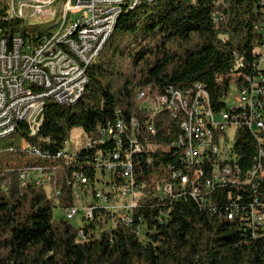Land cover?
Masks as SVG:
<instances>
[{
  "label": "trees",
  "instance_id": "1",
  "mask_svg": "<svg viewBox=\"0 0 264 264\" xmlns=\"http://www.w3.org/2000/svg\"><path fill=\"white\" fill-rule=\"evenodd\" d=\"M10 11V4L0 2V34L4 32L2 37L8 41L20 37L27 44H37L62 27L59 22L28 26L24 17L11 16ZM263 29L258 0H127L100 55L87 68L83 97L71 104L46 100L36 115L38 137L28 132L25 122H18L14 134L0 139V264H264V235L256 240L247 237L238 223L214 210L205 212L194 198L162 201L154 195L170 170L190 165L185 150L190 140L188 114L165 108L155 119L157 135L153 136L147 125L149 112L136 100L143 90L155 97L188 88L194 104L203 97L200 84H204L213 108L227 107L233 89L246 87L250 92L254 84L257 89L256 77L248 73L252 51L260 54L256 46L263 41ZM237 55L245 66L242 69ZM201 118L202 131L215 132V123ZM119 122L125 124L124 137H131L137 149L133 163L140 195L132 213L135 224L121 221L124 211L118 217L95 203L90 206L95 209L93 220L84 218L82 226H74L65 216L55 220V208L78 205L76 188L69 185L77 173L88 177L89 188L95 187L100 172L95 158L117 149ZM76 129L85 132L94 146L66 153ZM151 143L180 150L176 159L146 154ZM228 146L236 148L242 164L230 170L219 167V176L239 178L257 171L258 131H240L232 143L228 139ZM10 153L21 160L31 153L38 160L14 166L9 163ZM24 168L49 173L51 188L22 182ZM112 175L118 191L124 182ZM55 190L62 195L55 197ZM260 195H264V182ZM230 201H238L236 193ZM140 220L142 234L138 235ZM83 234L85 242L78 243Z\"/></svg>",
  "mask_w": 264,
  "mask_h": 264
},
{
  "label": "built area",
  "instance_id": "2",
  "mask_svg": "<svg viewBox=\"0 0 264 264\" xmlns=\"http://www.w3.org/2000/svg\"><path fill=\"white\" fill-rule=\"evenodd\" d=\"M111 1L68 0L65 25L62 29L71 28L75 22L83 19H91V22H94L92 34H98L99 39L101 11L111 8ZM20 3L19 11L12 7L11 16L24 17V8L30 3L21 0ZM53 3L54 0L31 3L33 15L46 13L47 18L52 19L53 10L47 12L45 9ZM258 6L264 17V1L258 0ZM2 34L4 32H1L0 36ZM53 41H57V34L52 38H41L37 44H27L20 37H15L13 43L0 44V139L14 134L19 129L17 120H25L28 132L33 137H38L35 135L37 95L50 94L51 98H62L66 89H74V96L83 97L81 82L87 76L88 66L93 62L92 53L96 42H89V34H85L77 40L68 41L67 48L53 49ZM80 45H87V52H80ZM256 47H260V54H253L252 51L253 63L248 74L257 79V95L249 96L246 87H243L235 97L238 102L235 108L229 110L227 106L216 111L208 99L204 84H200L203 86V97L195 99L194 104H186L188 88L177 89L178 98H183L185 102L189 128H192L193 157H190V165H179L177 170H170L169 176L162 181L154 194L162 201L165 198L199 200L205 212L214 210L218 214L227 215L232 222L241 226L244 235L253 240L264 235V195H260L264 182V38ZM43 48H50V55H43ZM82 54H89V62H82ZM72 59H79V65L83 68L79 81H68ZM36 61H43V68L34 69ZM236 61L238 69L245 67L238 55ZM22 84H42V91L22 93ZM141 95H148V92L140 91L137 97ZM145 108L149 112L147 125L150 126L153 136H156L155 119L160 112L165 111V95L149 96V104ZM198 115H208L212 123H215V132H203L202 126L197 123ZM116 129L117 149L98 155L95 158V168L116 174L124 182L117 191L119 198L126 199L121 221L126 225H134L132 213L137 208L140 195L133 163L137 149L134 148L131 137H124L123 122H119ZM243 130L258 131L260 157L257 171L244 172L239 178L221 177L218 175L219 167H227L230 170L236 164H242L239 162L236 148L228 146V139L236 138ZM93 146L89 143L90 148ZM176 150L180 149H162L159 144L151 143V148H146V154H167L176 159ZM59 155H62V152ZM20 180L42 184V187L50 189L52 176L42 168H24L20 171ZM69 185L76 189L85 188L89 186V179L85 174L77 173L69 181ZM226 193L229 199L226 198ZM233 193L237 194V202L230 201ZM61 195L60 190L54 191L55 197ZM94 196L104 204L109 202L110 197L101 191H96ZM63 210L66 220L70 222L82 212L78 206ZM94 210L88 207L83 212L86 221L93 220ZM162 217H167V213H163ZM142 225L140 220L136 229L138 235L142 234ZM77 242H85L84 234L83 241Z\"/></svg>",
  "mask_w": 264,
  "mask_h": 264
},
{
  "label": "rangeland",
  "instance_id": "3",
  "mask_svg": "<svg viewBox=\"0 0 264 264\" xmlns=\"http://www.w3.org/2000/svg\"><path fill=\"white\" fill-rule=\"evenodd\" d=\"M21 1L25 2V3H30L29 5H31V3L38 2V0H21ZM115 1L116 0H112L111 4L115 3ZM126 1L127 0H123L122 4L120 6L121 10L118 12V16L115 18V21L121 15L122 6L124 5V3H126ZM151 1H153V0H151ZM0 2H1V5H5L6 3L10 4L11 9L14 6L16 8V10H18V11L20 10V6H21L20 0H0ZM115 6H116L115 4H112L110 9L115 8ZM67 8H68V3L55 4L52 7L46 8L45 9L46 11L47 10L48 11L53 10L52 19L47 18L46 13H44L43 15H41V14H38L36 16L33 15L35 18L31 19L30 15H29L30 14L29 10L31 8L30 9L24 8L23 14H24V18H26V20H27L28 26H38V25H49L50 26V25H57L59 22V23H62V27H63L65 25ZM33 11H34V9H33ZM112 15H114V14L112 13ZM83 22L85 23V21H81V23H83ZM90 22H91V20H90ZM62 27H61V29H62ZM68 30H69L68 28L62 29L59 32H62L61 35L63 36V34H64L63 32L64 31L68 32ZM93 31H94V26L92 24L86 23V26H84V27L77 26V28L75 29V33H74L73 37L75 39H77L78 37L85 35V34L92 35ZM111 33H110V35H111ZM101 50L99 52V55L101 53ZM238 95H239L238 91L233 89L231 96H230V99L228 100V103H227L229 110H231L237 106L238 102H237V100H235V97H237ZM48 99H50V98H46L43 101L45 102ZM136 100L139 103H141V105L143 104L142 107L143 106L146 107V105L149 104V96L148 95H145L144 97H141V96L137 97L136 96ZM37 120H38V118H37ZM229 140H230V143H232L233 138H229ZM88 145H89V139H88L87 135L85 134V132H83L80 129H76L73 131L72 137L66 145L65 152L75 154V153L87 148ZM22 146H24V142L22 143ZM8 155L11 158L10 159L11 161H9V163L14 165V166H26L28 163H34L38 160V156H35L31 153H27L23 160L19 159V157H17V155H14V154L10 153ZM1 157L4 158L5 155H2ZM97 180H98V182H96L95 187H93L92 189L89 187L76 189V197L78 199V205L77 206L82 211L72 221V224L76 227L84 225V213L83 212L88 207H90L93 203H95L96 205H100L101 207H103L107 210L112 211L113 213L117 214L118 217L121 215V213L123 211L122 209L126 205V199L125 198H119L117 195V184H116V181L114 180V177L112 174L100 171L97 175ZM95 191H101L105 195H108L110 197L109 202L104 204V203L100 202V200L96 199L94 196ZM54 218H55V220H60L61 218H64V210L62 208H59V207L55 208L54 209Z\"/></svg>",
  "mask_w": 264,
  "mask_h": 264
},
{
  "label": "bare ground",
  "instance_id": "4",
  "mask_svg": "<svg viewBox=\"0 0 264 264\" xmlns=\"http://www.w3.org/2000/svg\"><path fill=\"white\" fill-rule=\"evenodd\" d=\"M38 2H41V0H38ZM122 2L123 0H116L115 3H112L116 5L115 8L113 9L108 8L106 10L101 11L102 20H101V24L98 25L99 39H98V34L89 35V42H96L92 53V61H94L98 57L100 50L103 48L105 42L109 38L110 33L113 31L117 21V20L115 21V18L118 16V12L121 10L120 6ZM112 13L114 15H112ZM90 20L91 19H83L85 23L84 22L81 23V21L75 22L71 28H68L69 29L68 32L66 31L63 32L64 33L63 36L61 35L62 32L56 33L57 41H53V49L67 48L68 41L77 40L73 37L77 26L84 27L86 26V23L92 24L94 26V22H90ZM13 42L14 39H12V41H8L6 38L0 36V44L13 43ZM80 52H87V45H80ZM43 55H50V48H43ZM82 62H89V54H82ZM71 67H72L71 73L68 74V81H79L80 75H83V68L81 67V65H79V59H72ZM41 68H43V61L34 62V69H41ZM86 80L87 79L85 77L81 82L82 91L84 90ZM255 85L256 84L253 85L254 88ZM254 88L251 89L250 92L247 91L249 93V96H254L257 94V89L255 90ZM198 90L201 93L202 90L200 89V87H198ZM30 91H42V84H22V93H29ZM188 94L189 92L186 93V104H191V101L188 98L189 96ZM144 96L145 95H141V97ZM46 98L54 99L60 104H71L77 101L80 98V96H74V89H66L65 94L62 95V98H51L50 94L37 95L36 108L39 109L40 106L44 103L43 100H45ZM176 106L177 108H175ZM165 108L173 114L178 113L181 110L186 111L185 102L183 101V98H178V93L177 91L174 90H170L168 96H165ZM38 109L36 110V115ZM201 116H204V118L212 122V120L209 119L208 115H201ZM201 116L199 115L197 116V123H199L202 126L203 124H201L200 122L202 119ZM22 121L25 122V120H17V124L18 122H22ZM186 130L188 131L190 138V140L188 141V147L185 149L186 157H187L186 159L190 161V157H193L192 129L188 128L187 126Z\"/></svg>",
  "mask_w": 264,
  "mask_h": 264
},
{
  "label": "crops",
  "instance_id": "5",
  "mask_svg": "<svg viewBox=\"0 0 264 264\" xmlns=\"http://www.w3.org/2000/svg\"><path fill=\"white\" fill-rule=\"evenodd\" d=\"M54 5H55V3H53V5H51L50 7H52V6H54ZM26 8H28V9L31 8V9L29 10V11H30V14H29V15H30V18H31V19H32V18H35V17L33 16V14H32V13H33V9H32L33 7H32V5H28ZM31 16H32V17H31ZM25 19H26V18H25Z\"/></svg>",
  "mask_w": 264,
  "mask_h": 264
}]
</instances>
